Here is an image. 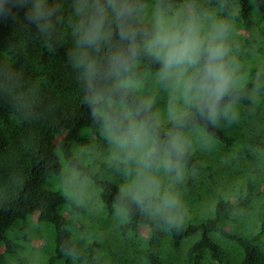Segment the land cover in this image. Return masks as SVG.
Masks as SVG:
<instances>
[{
	"label": "trees",
	"instance_id": "obj_1",
	"mask_svg": "<svg viewBox=\"0 0 264 264\" xmlns=\"http://www.w3.org/2000/svg\"><path fill=\"white\" fill-rule=\"evenodd\" d=\"M150 0H138L144 8ZM162 7L176 6L178 2L196 5L202 13L207 6L216 7L222 18L241 21L245 33H250L258 21L264 22V0H156ZM98 0H46L54 9L46 30L27 18L25 7H15L11 16L0 19V264H8L34 240H41L39 250L32 247L27 256H19V264H108L99 252L100 244L90 242L85 247L77 244L65 208H77L70 196L45 187L49 178L63 172L64 163L100 186V198L110 214L117 208L126 213L121 224L123 233L136 232L148 225L151 234L140 249L146 264H163L161 247L170 235L173 249L182 247L186 239L196 236L186 251L183 264H204L207 256L218 264H229L232 252L216 241L214 234L235 242L242 250L240 264H264V201L257 210V224L250 233L229 225L232 215L250 206L252 198L262 193L252 176L237 185L236 199L220 195L209 217L183 218L178 210L172 222L145 211L122 195L115 181H102L90 166L81 163L76 147L101 139L106 118L114 111L139 110L158 137L163 149L172 132L195 127L205 131L226 147H233L235 139L216 124L209 123L192 107L187 115L171 120L167 125L155 123L149 115L148 99L158 97L166 80L156 85L155 74L160 64L146 55H138L128 62L126 71L107 80L95 90L91 85L87 64L99 67L110 51L125 47L117 35L119 17L108 8L104 18L102 38L97 45L85 48L79 44L81 29L95 14ZM104 4L106 0H99ZM85 10L77 14L78 4ZM126 4L128 0H116ZM178 7V6H177ZM257 12L256 16L254 14ZM139 14V13H138ZM136 17L129 22L133 29L148 27ZM255 75L258 70H250ZM263 72V73H262ZM262 73V74H260ZM260 75V78H259ZM243 70L233 71L230 102L246 107L256 104V93L264 91L259 72L257 80L239 79ZM129 77L142 83L141 93L117 83ZM119 108V109H118ZM101 110V112H100ZM123 164L114 161L108 168ZM182 167L197 169L198 158L188 150L182 158ZM175 172L169 173L173 175ZM199 216V215H198ZM32 223V232L13 237V227ZM31 247V246H30ZM34 248V249H33Z\"/></svg>",
	"mask_w": 264,
	"mask_h": 264
},
{
	"label": "rangeland",
	"instance_id": "obj_2",
	"mask_svg": "<svg viewBox=\"0 0 264 264\" xmlns=\"http://www.w3.org/2000/svg\"><path fill=\"white\" fill-rule=\"evenodd\" d=\"M163 8L169 15L177 14L183 19L196 12V5L190 2H178L176 6L162 7L156 0H150L138 14V19L151 24L152 13L155 8ZM178 6V7H177ZM209 13L216 19H222L229 25L228 43L231 49L230 58L234 61L233 71L243 70L244 80H257L258 74L264 71V22L258 21L250 33H245L241 21L235 18L224 19L219 10L207 6L200 14ZM257 12L254 14L256 16ZM258 72L252 75L251 69ZM263 73V72H262ZM260 73V74H262ZM156 85L163 81L160 74H155ZM260 78V75H259ZM264 86V78L261 79ZM117 83L140 92V83L129 77L119 78ZM236 112L234 120L220 119L216 125L235 139L233 147H226L210 136L203 127L183 130L180 133L189 142L190 150L199 161L197 169L181 168L179 177L170 175L162 169H154L151 175L159 180L162 191L177 193L180 199L179 216L183 218L209 217L213 214L214 205L220 195L229 199H236L237 185L242 180L252 176L257 185H260L261 194L252 198L248 208L236 211L229 225L250 233L257 224V210L264 201V91L256 93V104L246 107L240 102H231ZM149 115L155 123L167 125L173 118L169 114L170 106H176L175 119L187 115L191 106L183 105L178 94L173 90L172 82L166 80L162 92L158 97L148 99ZM119 109V108H118ZM101 112V110H100ZM101 139L94 137L90 144L76 147V155L81 163L90 166L91 171L100 176L102 181H115L122 190L136 176V164L127 158L126 154L109 143L105 127L101 132ZM119 161L123 164L115 169L108 168V164ZM80 172L70 169L64 163L63 172L53 174L45 183V187L62 191L70 196L77 208H65L70 219V230L81 247L90 242L100 244L99 252L108 264H146V259L140 249L151 234L148 225L140 227L136 232L123 233L121 224L126 220L123 209L117 208L110 214L100 198V186L85 177ZM119 209V211H118ZM199 215V216H198ZM32 223L13 227L10 233L19 238L32 232ZM214 239L232 252V261L229 264H240L241 248L233 241L227 240L218 234ZM197 237L186 239L180 249L175 250L170 244V235L167 232L162 243L163 264H183L188 247ZM43 245L41 240H34L27 249L21 250L19 256H27L32 247L39 250ZM264 249V240L261 242ZM34 249V248H33ZM17 257H10L8 264H19ZM86 264V263H81ZM204 264L215 263L208 255Z\"/></svg>",
	"mask_w": 264,
	"mask_h": 264
},
{
	"label": "clouds",
	"instance_id": "obj_3",
	"mask_svg": "<svg viewBox=\"0 0 264 264\" xmlns=\"http://www.w3.org/2000/svg\"><path fill=\"white\" fill-rule=\"evenodd\" d=\"M29 3L28 20L46 30L50 26L47 21L54 14V9L46 6V0H0V19L11 16L15 7L27 8ZM85 8V4H78L77 14ZM108 8L119 17L117 35L125 47L110 51L99 67L88 62L89 78L94 79L93 90L118 77L127 70L130 59L143 54L160 64V77L172 82L183 105L195 108L209 123L215 125L220 119L236 118L230 102L234 61L230 58L229 25L224 20L209 13L178 19L177 14L169 15L157 5L150 26L133 29L129 22L143 11L138 0H128L122 5L116 0H106L104 4L98 0L95 14L80 30V45L85 48L97 45ZM176 111V106H170L173 119ZM105 133L109 143L136 164V176L122 189V195L141 209L172 222L173 213L180 205L179 195L162 191L159 180L151 173L162 169L179 177L189 142L176 131L169 134L161 149L152 126L140 118L139 110L111 113L106 118Z\"/></svg>",
	"mask_w": 264,
	"mask_h": 264
}]
</instances>
